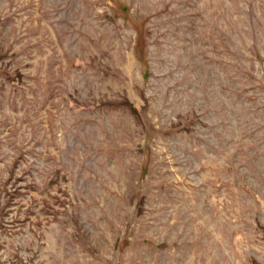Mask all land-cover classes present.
Returning a JSON list of instances; mask_svg holds the SVG:
<instances>
[{
  "label": "rangeland",
  "instance_id": "obj_1",
  "mask_svg": "<svg viewBox=\"0 0 264 264\" xmlns=\"http://www.w3.org/2000/svg\"><path fill=\"white\" fill-rule=\"evenodd\" d=\"M0 264H264V0H0Z\"/></svg>",
  "mask_w": 264,
  "mask_h": 264
}]
</instances>
